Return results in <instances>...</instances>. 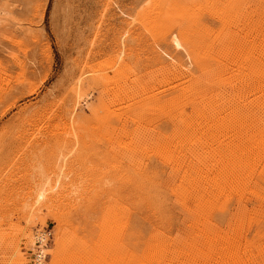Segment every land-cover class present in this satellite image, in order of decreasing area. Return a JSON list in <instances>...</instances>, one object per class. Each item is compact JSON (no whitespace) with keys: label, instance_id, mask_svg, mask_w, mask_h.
Here are the masks:
<instances>
[{"label":"rangeland","instance_id":"374dc122","mask_svg":"<svg viewBox=\"0 0 264 264\" xmlns=\"http://www.w3.org/2000/svg\"><path fill=\"white\" fill-rule=\"evenodd\" d=\"M0 264H264V0H0Z\"/></svg>","mask_w":264,"mask_h":264},{"label":"bare ground","instance_id":"6f19581e","mask_svg":"<svg viewBox=\"0 0 264 264\" xmlns=\"http://www.w3.org/2000/svg\"><path fill=\"white\" fill-rule=\"evenodd\" d=\"M217 99V98H216ZM232 126V125H231ZM235 127V126H234ZM242 134V133H241ZM188 152V151H187ZM216 165V164H215ZM241 230V229H240ZM38 239V238H37ZM191 251V250H190ZM41 252V251H40ZM42 257H43V254L42 253H40V254H38V260L40 261L41 259H42Z\"/></svg>","mask_w":264,"mask_h":264}]
</instances>
